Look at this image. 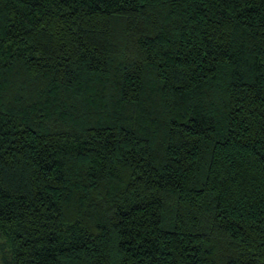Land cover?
<instances>
[{
    "label": "trees",
    "instance_id": "16d2710c",
    "mask_svg": "<svg viewBox=\"0 0 264 264\" xmlns=\"http://www.w3.org/2000/svg\"><path fill=\"white\" fill-rule=\"evenodd\" d=\"M0 264H264V0H0Z\"/></svg>",
    "mask_w": 264,
    "mask_h": 264
}]
</instances>
